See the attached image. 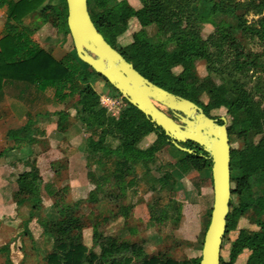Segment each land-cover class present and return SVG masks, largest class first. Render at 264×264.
Listing matches in <instances>:
<instances>
[{"label": "trees", "instance_id": "trees-1", "mask_svg": "<svg viewBox=\"0 0 264 264\" xmlns=\"http://www.w3.org/2000/svg\"><path fill=\"white\" fill-rule=\"evenodd\" d=\"M4 1L0 0V7ZM45 1L20 0L14 5L10 13L13 23L7 24L8 34L0 39V91L5 80L31 83L42 92L53 89L56 101L64 106L62 111L55 113L59 131L64 132L71 125L70 110H73L74 119L91 136L99 137L97 141L89 138L87 146L90 153H100L101 158L116 157V171L124 169L131 175L135 174L137 165H142V179L137 181L133 177L127 187L142 181L154 192L167 188L175 192L177 181L172 172L187 174L207 170L211 174L212 160L207 152L192 142L179 144L191 152L182 151L161 127L130 103L127 102V107L117 120L107 119L104 109L99 107V96L92 87L95 80L102 77L76 54H67L59 60L54 58L32 40L34 26L23 24V20L35 13ZM139 1L143 4L140 10H134L126 0H87V6L94 26L105 41L144 78L175 96L193 102L207 117L217 120L219 124L223 123L221 118L213 117L211 112L221 108L226 110L231 147V199L225 235L236 230L241 219H246L256 230H239L231 245L229 260L221 258L220 264H235L244 250L250 251L246 264H264V141L255 145L251 140L255 135L264 134V104L256 100L244 83L237 79L254 70L257 59L254 57L255 61L250 60L249 54L246 55L238 47L232 35L238 29L255 31L256 25L253 29L246 27L245 18L248 15L262 16L264 0H197L194 6L192 0H182L178 4L171 0ZM37 15L44 25L53 24L58 31L70 35L66 1L55 6L46 5ZM222 17L234 20L235 25ZM132 19H136L142 27L155 24L160 32L169 35L168 41L174 43L175 48L167 52L161 45L153 44L140 30L134 33L130 44L117 50V39L127 31ZM203 23L214 27V32L207 39H203L200 33ZM256 23L259 26L256 35L264 42V16ZM197 61L207 65L210 75L230 81V87L201 84L195 74ZM175 68L181 69L179 75L173 73ZM261 71L264 73V67ZM203 96L208 98L207 102L202 101ZM32 126L33 123L28 122L21 128L9 130L7 141L18 147L32 144L36 133H41ZM150 134L156 137L154 143L145 150L139 149L137 145ZM109 136L119 141L115 149L106 143ZM235 140L240 141L242 146L232 148ZM166 148L176 160L162 168L163 175L154 176L149 164L154 165L156 154ZM4 155L5 151L1 152L0 159ZM56 165L51 164V169L57 175L61 167ZM26 166L28 171L21 172L17 177L13 201L17 206L30 205L21 238H28L34 243L28 224L35 221L42 229L44 238L51 242V249L43 257V264H200L201 257L175 260L169 257L168 252L149 256L142 252L139 243L97 236L93 238L94 246L87 247L82 241L81 232H75V219L71 216L64 221L54 222L42 216L40 187L43 186L51 198L57 196L58 191L53 189V184L44 183L36 159L26 161ZM120 176H117L118 181ZM87 177L99 192L108 185L105 176L97 177L91 170L87 172ZM116 187L122 190L123 183H116ZM95 199L92 197L90 200ZM130 208H122L120 216L127 217ZM9 246L10 243H7L0 248V253L7 256V263L10 262Z\"/></svg>", "mask_w": 264, "mask_h": 264}, {"label": "rangeland", "instance_id": "rangeland-1", "mask_svg": "<svg viewBox=\"0 0 264 264\" xmlns=\"http://www.w3.org/2000/svg\"><path fill=\"white\" fill-rule=\"evenodd\" d=\"M50 1L57 5L65 0ZM122 1L118 0V2ZM171 1L177 4L182 2V0ZM196 1L192 0L193 6L196 5ZM236 1L243 2L245 0ZM126 3L134 10H140L143 7L139 0H126ZM50 14L53 16L52 13ZM262 16H246V27L252 28L256 25L254 26L255 31H258L259 26L256 22ZM221 19L227 20L225 17ZM227 21L233 26L235 25L234 20L228 19ZM43 30L46 34L44 45L51 48L58 58L62 55L71 54L74 56L76 54L70 35L58 31L50 23L44 25ZM140 30L145 32L153 44L161 45L167 52H171L175 48V44L168 41L169 35L160 32L155 24L142 27L136 19H132L128 23L127 31L117 39V50H122L130 44L133 41L134 33ZM255 31L244 29L233 31L232 35L239 45L238 47L246 55L249 54L250 60L255 61L254 57L257 59L254 62L257 65L254 70L248 72L247 75L238 76L237 79L244 83L247 91L253 94L256 100L264 104V73L261 71L264 67V42L259 40ZM213 32L214 27L211 24L203 23L200 26L203 39H207ZM87 52L89 53L88 50ZM82 67L85 68L84 65ZM180 71V68L173 69L175 75H179ZM195 74L200 83H204L207 87L214 85L215 87L228 88L231 85L230 81L228 82L224 78L210 75L207 65L203 61L195 63ZM92 87L99 96V107L104 109L107 119L117 120L127 107V100L103 78H97ZM207 100L206 96L202 97L203 102H207ZM156 105L167 115L173 117L171 111L166 107ZM70 114L71 125L67 129L73 130L69 136L57 143L51 136L39 135V143L35 148L37 154L32 155L28 160V162L33 159L37 160L44 177V183L53 184V189L58 191V195L51 198L46 194L43 186L40 187L43 203L42 216L53 222L64 221L71 216L75 219L74 227L77 228L75 232H81L82 241L89 248L94 246L93 238L97 236L101 239L139 243L142 252L149 256L157 255L158 252H168L169 257L175 260L201 257L205 228L210 222L211 211L209 210L203 216L200 215V218L199 216L195 217L196 212L191 207L192 200L188 194L191 193L189 188H191L194 179H184L183 184L187 189L175 192H171L168 188L154 192L142 181L132 187H127L128 181L133 177L137 181L142 179L141 175L144 171L142 165H137L134 168L135 174L131 175L124 169H121V172L116 171V157L101 158L100 153H90L89 146H87L89 138L97 141L99 137L91 136V133L74 119L73 110H70ZM211 115L227 119L228 125L229 117L225 109L214 110ZM155 139V135L150 134L142 139L137 147L145 150L154 143ZM251 140L256 145L260 141H264V134L255 135L251 137ZM118 142L115 137L106 138V143L114 149L118 146ZM240 146H242L240 141L235 140L232 143V148L236 149ZM175 160L176 157H173L170 150L166 148L156 154V163L154 165L150 163L149 167L151 166L154 176H161L163 175L162 168L168 162ZM53 163H57L56 166L61 167L57 175L51 169ZM1 164L4 163L0 162V166ZM68 164L72 169H68ZM28 169L25 162V165H21L17 169V173L28 171ZM89 170L94 172L97 177L105 176L107 178L108 185L102 192L96 190L88 179L87 172ZM119 174L121 176L118 181ZM116 183H123L122 190L116 187ZM210 186L212 188L213 183ZM211 188H208L210 202L204 205L201 201V205L207 209L213 206V190ZM9 189L11 190V187ZM12 193L5 195V198H0V248L4 243H10L8 255L10 262L7 263L6 254L0 253V264H43V257L50 251L51 242L44 238L42 229L35 221L28 224L34 243L28 238H21L25 229V221L28 219L30 205L17 206L13 201ZM92 197L96 198L95 201L90 200ZM126 206L131 208L128 216L124 218L120 216V213ZM244 228L256 230V227L249 224L246 219H241L237 229L224 236L221 247V258L224 261L229 260L231 245L237 238L239 230ZM7 238L8 240H6ZM249 255L250 251L244 250L235 264H246Z\"/></svg>", "mask_w": 264, "mask_h": 264}, {"label": "water", "instance_id": "water-1", "mask_svg": "<svg viewBox=\"0 0 264 264\" xmlns=\"http://www.w3.org/2000/svg\"><path fill=\"white\" fill-rule=\"evenodd\" d=\"M65 1L67 26L77 57L113 86L128 103L161 127L182 151L191 152L179 144L192 142L211 157L213 206L200 264H220L231 199V147L226 119L221 118L223 123L219 124L193 102L175 96L144 78L98 32L90 18L87 0ZM156 104L170 110L173 117Z\"/></svg>", "mask_w": 264, "mask_h": 264}, {"label": "crops", "instance_id": "crops-1", "mask_svg": "<svg viewBox=\"0 0 264 264\" xmlns=\"http://www.w3.org/2000/svg\"><path fill=\"white\" fill-rule=\"evenodd\" d=\"M19 1L20 0H5L0 7V39L8 34L7 24L13 23L10 18V13L14 5ZM49 4L55 6V3L46 0L35 13L23 20V24L25 26H34L33 29L35 30L32 35V40L54 58L59 60L65 55L58 58L51 48L44 45L43 42L46 37L43 30L44 24L37 19V14ZM62 106V104L56 101L54 91L51 88L42 92L36 85L31 83L13 80H5L3 82L0 91V153L5 151V155L0 159V162L4 163L0 166V198H5V195H11V193L16 190L17 177L21 173H17V169H19L21 165H25V162L28 161L32 155L37 154L35 148L39 143V135H43L44 133V135L53 137L55 141L59 143L72 132L73 129L71 128L64 132L57 129L58 116L55 113L62 111ZM28 122H32V127L42 133H36L34 136L35 142L32 144H24L19 147L9 143L7 141L8 131L21 128L28 124ZM49 144L51 143L49 142ZM68 169H72L69 164ZM172 175L177 181L174 188L175 191L187 189L183 184L184 179H194L191 188H189L191 193L188 194L192 200L191 207H193L196 212V218L198 216L200 218V215H205L209 210L212 211V208L207 209L201 205V201L205 205L211 200L208 188H211L212 174L204 170L202 172L190 171L187 174L174 171ZM9 187H11V190ZM211 189L213 190V187ZM6 240H8V238ZM5 245L6 243L1 245V247Z\"/></svg>", "mask_w": 264, "mask_h": 264}, {"label": "bare ground", "instance_id": "bare-ground-1", "mask_svg": "<svg viewBox=\"0 0 264 264\" xmlns=\"http://www.w3.org/2000/svg\"><path fill=\"white\" fill-rule=\"evenodd\" d=\"M90 53V52H89Z\"/></svg>", "mask_w": 264, "mask_h": 264}]
</instances>
